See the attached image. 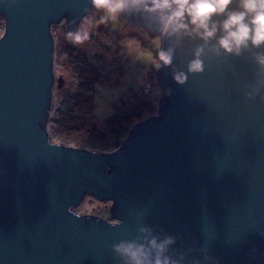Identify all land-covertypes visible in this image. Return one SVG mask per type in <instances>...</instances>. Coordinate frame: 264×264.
<instances>
[{
    "label": "water",
    "instance_id": "95a60500",
    "mask_svg": "<svg viewBox=\"0 0 264 264\" xmlns=\"http://www.w3.org/2000/svg\"><path fill=\"white\" fill-rule=\"evenodd\" d=\"M94 8L0 0V264H264V43H219L231 14L251 28L254 13L231 0L205 39L187 13L169 21L174 3L126 0L121 19L159 37L171 62L154 71L156 114L99 153L47 131L63 85L52 28L76 35ZM196 59L202 71L191 72ZM86 198L109 203V219L76 213Z\"/></svg>",
    "mask_w": 264,
    "mask_h": 264
},
{
    "label": "rangeland",
    "instance_id": "374dc122",
    "mask_svg": "<svg viewBox=\"0 0 264 264\" xmlns=\"http://www.w3.org/2000/svg\"><path fill=\"white\" fill-rule=\"evenodd\" d=\"M61 24L52 28L54 39L53 71L56 79H62L61 88H54L52 108L48 120V137L53 144L83 148L93 152L101 151L90 144L88 135L68 138L61 128L60 120L73 104L76 93V65L70 62L69 51L84 55L111 83L95 86L93 123L99 131L104 130L105 120L113 114V106L131 103L132 96H143L146 83L152 88L146 100L156 104L160 90L153 86L150 73L155 71L154 60L160 50V38L152 37L144 29L128 25L120 17V11L113 14L104 8H95L81 23L76 35L65 34ZM3 33L0 24V36ZM80 37V39H77ZM83 211L93 214L108 212L109 203L86 200Z\"/></svg>",
    "mask_w": 264,
    "mask_h": 264
},
{
    "label": "trees",
    "instance_id": "16d2710c",
    "mask_svg": "<svg viewBox=\"0 0 264 264\" xmlns=\"http://www.w3.org/2000/svg\"><path fill=\"white\" fill-rule=\"evenodd\" d=\"M159 52L154 60L158 63ZM69 61L76 65L77 87L73 94V104L63 114L60 123L62 131L68 138L88 135L90 144L101 151L111 152L119 147L131 126L156 114V104L146 100V96H132L131 103L113 106V114L105 120L103 131L96 129L93 123L95 111V86L99 83L109 84L106 77L88 59L75 51H69ZM153 86L158 88L154 71L150 73Z\"/></svg>",
    "mask_w": 264,
    "mask_h": 264
},
{
    "label": "clouds",
    "instance_id": "9594fccd",
    "mask_svg": "<svg viewBox=\"0 0 264 264\" xmlns=\"http://www.w3.org/2000/svg\"><path fill=\"white\" fill-rule=\"evenodd\" d=\"M231 0H152L154 9L169 8L171 4L177 5V10L172 13L169 21L183 18L185 13L191 17V23L197 26V29L203 28L204 32L201 34L205 39L214 35L215 26L209 30L208 21L214 13H223ZM126 0H93V4L97 8H104L109 13H117L124 9ZM243 6L247 12L254 13V17L251 21L253 27L250 28L248 23H245L246 13H233L224 22L223 28L227 33L220 41L221 47L226 51L231 52L235 47L237 50L241 45L251 39L254 45H260L264 43V0H243ZM183 27V25H181ZM80 39V37H77ZM202 50H197V56L200 55ZM161 61L164 64L171 62L170 53L161 52L159 55ZM264 63V59L261 60ZM191 72L202 71V62L199 59L194 60L190 66ZM176 80L180 83L184 82V74L178 73ZM123 248V246H121ZM121 250L120 248L117 249ZM128 252L129 249H123ZM136 253L132 252V256L135 258ZM136 264H144L142 260L136 259ZM156 264H161L159 260ZM166 264V262H165Z\"/></svg>",
    "mask_w": 264,
    "mask_h": 264
},
{
    "label": "built area",
    "instance_id": "2783aa9c",
    "mask_svg": "<svg viewBox=\"0 0 264 264\" xmlns=\"http://www.w3.org/2000/svg\"><path fill=\"white\" fill-rule=\"evenodd\" d=\"M0 24L2 25V28H3V30H4V22H3V19H2L1 17H0ZM151 88H152V85H151L150 83H146V85L144 86V88H143V90H142L143 96H147V95L149 94ZM89 199H92V198H86V199L83 201V203H82L81 205H79V206L75 209L76 213H78V214H87V215H96V214H93V210H90L89 212H84V211H83V207H84L83 204L85 203L86 200H89ZM101 214H102V216H101L100 214H98V216H99L100 218H103V219H109L108 212H103V213H101Z\"/></svg>",
    "mask_w": 264,
    "mask_h": 264
}]
</instances>
